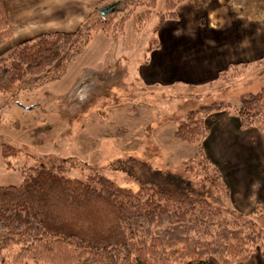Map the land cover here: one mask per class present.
Masks as SVG:
<instances>
[{
    "label": "trees",
    "instance_id": "1",
    "mask_svg": "<svg viewBox=\"0 0 264 264\" xmlns=\"http://www.w3.org/2000/svg\"><path fill=\"white\" fill-rule=\"evenodd\" d=\"M184 1L163 0L160 8L157 0L135 7L132 1L118 26L132 18L138 31L155 9L159 25L175 20L176 8ZM139 6L146 10L135 13ZM118 12L100 6L76 33H50L20 43L0 58V93L28 78L50 74L76 45H86L91 33L108 29ZM11 37L0 0V46ZM220 111L234 113L242 129L264 132V89L240 96L234 107L213 103L192 110L176 123L174 136L197 148L196 157L184 160L183 166L196 170L226 198L229 189L202 148L207 122ZM0 151L4 160L20 154L5 143ZM77 163L70 158L57 164L50 158L23 171L19 185L0 186V264H235L255 252L264 258L260 204L246 216H228L217 202L195 196L184 178L136 157L113 166L136 181L137 190L116 186L102 175L80 180L60 174L66 164Z\"/></svg>",
    "mask_w": 264,
    "mask_h": 264
},
{
    "label": "rangeland",
    "instance_id": "2",
    "mask_svg": "<svg viewBox=\"0 0 264 264\" xmlns=\"http://www.w3.org/2000/svg\"><path fill=\"white\" fill-rule=\"evenodd\" d=\"M162 1H157V8ZM133 2V7L140 3ZM127 5L108 29L91 33L88 43L76 45L50 74L28 78L0 93V145L20 149L17 157L8 160L0 151V186L19 185L23 171L50 158L57 164L71 158L79 163L66 164L62 176L86 180L102 175L116 186L137 190L136 181L114 169L116 161L136 157L184 178L195 196L217 202L226 215H248L250 211L245 213L230 196L212 189L196 170L183 166L184 160L196 157L197 148L178 140L174 130L192 110L213 103L234 107L240 96L264 89V59L229 71L206 88L183 83L145 86L139 69L148 58L145 47L158 18L151 15L136 39L122 41L119 34L130 38L133 31L131 19L118 26L120 17L131 9ZM127 42L134 47L126 49ZM7 54V49L1 50L0 58Z\"/></svg>",
    "mask_w": 264,
    "mask_h": 264
},
{
    "label": "crops",
    "instance_id": "3",
    "mask_svg": "<svg viewBox=\"0 0 264 264\" xmlns=\"http://www.w3.org/2000/svg\"><path fill=\"white\" fill-rule=\"evenodd\" d=\"M132 1L1 0L12 37L0 46V52H10L20 43L45 34L76 33L93 9L101 6L120 11L125 3L131 7ZM145 10V6L134 9L135 13ZM153 11L151 15L157 16L156 9ZM176 14L175 20L160 25L157 16L154 36L145 47L148 58L139 69L145 86L183 83L206 88L220 82L230 67L238 70L264 59V0H185L177 6ZM142 27L135 30L133 22L131 37L121 33L117 38L136 39ZM123 46L132 49L134 44ZM207 124L203 152L219 169L231 201L245 213L257 204L264 208V132L240 128L237 116L225 111L214 114ZM235 264H264V258L255 252Z\"/></svg>",
    "mask_w": 264,
    "mask_h": 264
}]
</instances>
